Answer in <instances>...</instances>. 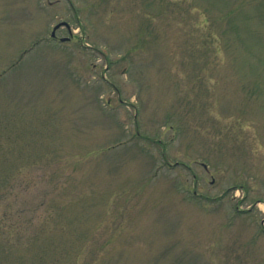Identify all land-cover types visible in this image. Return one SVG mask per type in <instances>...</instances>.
I'll use <instances>...</instances> for the list:
<instances>
[{"label":"rangeland","instance_id":"374dc122","mask_svg":"<svg viewBox=\"0 0 264 264\" xmlns=\"http://www.w3.org/2000/svg\"><path fill=\"white\" fill-rule=\"evenodd\" d=\"M14 178L0 264H264V0H0Z\"/></svg>","mask_w":264,"mask_h":264},{"label":"trees","instance_id":"16d2710c","mask_svg":"<svg viewBox=\"0 0 264 264\" xmlns=\"http://www.w3.org/2000/svg\"><path fill=\"white\" fill-rule=\"evenodd\" d=\"M108 149V148H107ZM19 184L18 179L14 178L10 184V190L8 193H0V201L9 197L6 201L5 208L0 215V238L5 237H22V235L30 229V225H28L24 218L27 217V209L26 206H19L17 214H12V208L14 207L13 200H17V203L21 197V194L17 192V185ZM54 212V211H53ZM51 213V212H50ZM25 216V217H24ZM23 217V218H22ZM46 229H49L47 225L42 226L39 233H44ZM47 234V233H46ZM4 235V236H3ZM49 247L54 251V261L52 264H57L61 260L62 249L59 246L50 242L47 247L41 249V252L46 253L49 251ZM87 247L84 245L81 249L77 250V258L76 264H79L81 260L85 261L83 258V253L86 252ZM92 249H90V253ZM39 260L42 262L43 255H37ZM78 260V261H77ZM94 261V260H92ZM92 261H85L83 264H91Z\"/></svg>","mask_w":264,"mask_h":264},{"label":"water","instance_id":"95a60500","mask_svg":"<svg viewBox=\"0 0 264 264\" xmlns=\"http://www.w3.org/2000/svg\"><path fill=\"white\" fill-rule=\"evenodd\" d=\"M67 25L69 28H70V25L67 23V22H61V23H58L56 26H55V28H54V30H53V33H52V35L53 36H55L56 35V29H58L61 25ZM67 38H62V40H66Z\"/></svg>","mask_w":264,"mask_h":264}]
</instances>
